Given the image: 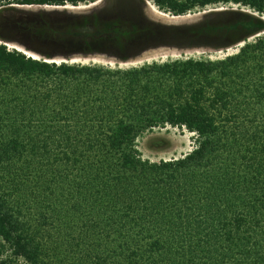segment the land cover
<instances>
[{"label": "trees", "instance_id": "trees-1", "mask_svg": "<svg viewBox=\"0 0 264 264\" xmlns=\"http://www.w3.org/2000/svg\"><path fill=\"white\" fill-rule=\"evenodd\" d=\"M92 2L0 0V19L17 7ZM152 2L174 17L218 4L258 16L214 13L169 31L190 46L245 42L216 61L123 70L0 44V264H264V37L247 42L264 32V0ZM58 14H42L38 27L60 42L143 31ZM165 127L193 134L194 149L143 160L136 140Z\"/></svg>", "mask_w": 264, "mask_h": 264}, {"label": "rangeland", "instance_id": "rangeland-1", "mask_svg": "<svg viewBox=\"0 0 264 264\" xmlns=\"http://www.w3.org/2000/svg\"><path fill=\"white\" fill-rule=\"evenodd\" d=\"M54 8L57 12H52V7L32 6L17 7L16 10L5 13L1 16L5 21L0 19V44H5L8 50L26 53L49 63L97 65L123 70L185 59L216 61L236 54L245 42H235L234 45L232 43L222 48L221 44L217 46L215 42L220 41V38H214V42L212 39V42L201 39L203 44L190 46L186 37L174 38V33L169 31L209 20L214 13H220L221 19L231 16L229 12L253 13L243 6L218 4L192 11L185 16L174 17L160 12L152 0H94L88 4ZM62 10L77 17H88L90 23L96 18L102 22L118 18L122 21L131 20L143 31L134 38L112 35L110 40L101 37L86 42H75L74 38L60 42L51 33L41 34L38 24L42 14L58 18L61 16H57L58 12ZM215 19L219 20L218 16L214 17V21ZM149 28L151 31L145 30ZM259 37H264V32L247 38V42L252 43ZM213 46L220 48H212ZM193 137L185 129L157 128L143 133L136 140V145L143 160L158 163L184 157L194 149Z\"/></svg>", "mask_w": 264, "mask_h": 264}, {"label": "clouds", "instance_id": "clouds-1", "mask_svg": "<svg viewBox=\"0 0 264 264\" xmlns=\"http://www.w3.org/2000/svg\"><path fill=\"white\" fill-rule=\"evenodd\" d=\"M23 54H25L26 57H30V58H32V59H35V58H33L31 55H26V53H23Z\"/></svg>", "mask_w": 264, "mask_h": 264}]
</instances>
